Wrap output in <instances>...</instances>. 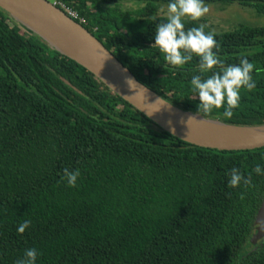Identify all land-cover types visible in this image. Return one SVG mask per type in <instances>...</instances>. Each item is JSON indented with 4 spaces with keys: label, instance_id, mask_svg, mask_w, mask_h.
I'll return each instance as SVG.
<instances>
[{
    "label": "trees",
    "instance_id": "16d2710c",
    "mask_svg": "<svg viewBox=\"0 0 264 264\" xmlns=\"http://www.w3.org/2000/svg\"><path fill=\"white\" fill-rule=\"evenodd\" d=\"M62 2L139 81L197 113L191 77L211 73H200L195 54L186 65L167 64L152 47L161 19H143L168 0ZM213 3L264 15V0H205ZM201 23L215 33L225 66L245 56L255 63L256 86L241 88L230 120L223 107L198 114L264 124V26L219 32L201 18L185 27ZM258 164L264 147L205 148L163 130L0 8V264H16L29 248L39 250L37 264H264V238L252 242L264 197ZM233 168L251 184L233 188ZM65 169H79L75 187ZM25 220L29 228L18 233Z\"/></svg>",
    "mask_w": 264,
    "mask_h": 264
},
{
    "label": "water",
    "instance_id": "95a60500",
    "mask_svg": "<svg viewBox=\"0 0 264 264\" xmlns=\"http://www.w3.org/2000/svg\"><path fill=\"white\" fill-rule=\"evenodd\" d=\"M0 8L20 27H25L27 32L39 35L50 47L87 67L114 92L176 137L197 146L219 150H252L264 147V124H229L201 114L196 115L170 103L139 81L83 24L49 0H0ZM63 41L67 45L82 44L102 63L107 74L111 75L118 85L114 86L108 78L92 69L88 63L68 53L66 43ZM129 80L135 84L133 87L129 85ZM191 116L195 118L188 121ZM263 238L264 197L255 218L252 242L256 243Z\"/></svg>",
    "mask_w": 264,
    "mask_h": 264
},
{
    "label": "clouds",
    "instance_id": "9594fccd",
    "mask_svg": "<svg viewBox=\"0 0 264 264\" xmlns=\"http://www.w3.org/2000/svg\"><path fill=\"white\" fill-rule=\"evenodd\" d=\"M209 9L205 0H168L166 10L160 9L155 15L145 19L151 23L157 18L161 19L154 30V44L161 53L164 60L172 66H183L192 60L193 54L199 57V71L201 74L210 72L207 78L201 75H193L190 80V90L198 98L197 113L205 114L213 109L223 107V118L230 120L233 109L239 107L240 90L255 88L252 73L256 70L254 62L248 57H243L238 64L225 66L213 49L219 50V43L213 31H206L207 24L201 23L198 27H185L188 21H199L205 17ZM215 69V70H214ZM129 85H135L132 80ZM195 118L189 117L188 121ZM187 121V123H188ZM257 176H264V167L259 164L253 170ZM80 177L79 169L64 170V179L67 185L75 187ZM251 184V177L245 178L238 169L233 168L230 172L229 184L235 188L241 183ZM31 221L25 220L17 227L18 233H24L29 228ZM40 253L36 248L24 251L23 257L16 264H37Z\"/></svg>",
    "mask_w": 264,
    "mask_h": 264
},
{
    "label": "rangeland",
    "instance_id": "374dc122",
    "mask_svg": "<svg viewBox=\"0 0 264 264\" xmlns=\"http://www.w3.org/2000/svg\"><path fill=\"white\" fill-rule=\"evenodd\" d=\"M54 2L55 0H49ZM132 3L125 4V8L131 7ZM209 11L205 18L207 23L217 31L232 30L239 24H247L251 26H264V15H260L255 11L254 7L242 6L238 3L228 5L222 4H206ZM167 5H163L162 9L166 10ZM23 32H27L25 27H21ZM52 47V46H51Z\"/></svg>",
    "mask_w": 264,
    "mask_h": 264
},
{
    "label": "bare ground",
    "instance_id": "6f19581e",
    "mask_svg": "<svg viewBox=\"0 0 264 264\" xmlns=\"http://www.w3.org/2000/svg\"><path fill=\"white\" fill-rule=\"evenodd\" d=\"M54 37L59 38L58 36H54ZM63 42L66 43L65 41H63ZM66 46L68 49L66 51L68 53L75 56L77 59L88 63L92 67V69H94L95 71H97L98 73L103 75L105 78H108L109 82L112 83L114 86H115V84L118 85L117 81L111 75L107 74L106 69L102 65V63L97 58H95L82 44L78 43V45H76V44H73V45L68 44L67 45V43H66Z\"/></svg>",
    "mask_w": 264,
    "mask_h": 264
},
{
    "label": "built area",
    "instance_id": "2783aa9c",
    "mask_svg": "<svg viewBox=\"0 0 264 264\" xmlns=\"http://www.w3.org/2000/svg\"><path fill=\"white\" fill-rule=\"evenodd\" d=\"M55 5L59 6L61 9H63L64 11H66L72 18L74 19H78V14L77 12H74L73 10H71L69 7H67L64 2H62V0H55V2H53ZM81 22H84L85 20L83 18L80 19Z\"/></svg>",
    "mask_w": 264,
    "mask_h": 264
}]
</instances>
